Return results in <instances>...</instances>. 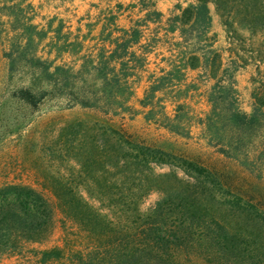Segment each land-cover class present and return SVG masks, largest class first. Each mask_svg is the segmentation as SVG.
Instances as JSON below:
<instances>
[{
    "label": "trees",
    "instance_id": "1",
    "mask_svg": "<svg viewBox=\"0 0 264 264\" xmlns=\"http://www.w3.org/2000/svg\"><path fill=\"white\" fill-rule=\"evenodd\" d=\"M195 1L166 24L185 45L207 29L208 2L217 0ZM255 1L242 6L240 21L249 27L264 24V14L246 11ZM147 9L143 24L159 22L161 14ZM33 11L32 0H0V51L10 63L42 74L52 60L38 55L45 31L32 22ZM110 21L107 49L102 46L96 61L82 69L92 72L89 82L99 84L97 92L83 90L80 80L73 98L74 106L96 113L91 127L102 133L83 143L88 153L74 161L71 173L48 172L39 189L0 177V256H18L19 264H264L262 106L243 111L234 70L221 72L216 56L199 66L193 50L184 67L208 71L214 81L202 92L178 77L170 60L167 70L146 77L135 96L150 51L140 44L142 24L136 20L125 29L115 15ZM49 82L20 88L10 98L37 109L53 96L55 81ZM196 93L206 109H195ZM136 118L147 127L133 128L129 121ZM68 142L80 156L74 138ZM59 150L54 153L61 159ZM155 166L170 171L157 174ZM153 190L162 195L140 210Z\"/></svg>",
    "mask_w": 264,
    "mask_h": 264
},
{
    "label": "rangeland",
    "instance_id": "2",
    "mask_svg": "<svg viewBox=\"0 0 264 264\" xmlns=\"http://www.w3.org/2000/svg\"><path fill=\"white\" fill-rule=\"evenodd\" d=\"M244 1L208 2L209 26L185 45L181 42L179 31L168 32L166 24L169 18L195 4V0H32L35 14L32 22L42 25L45 31L38 55L52 60V63L49 71L41 74L22 63H10L1 56L0 51L1 179L22 180L39 189L43 184L41 176L51 171L64 175L71 173L74 161L88 153V146L83 143L92 137H100L102 129L91 127L96 113L74 106L73 98L76 92H80V80L85 81L83 90L96 91L99 87V84L92 86L89 82L92 72L82 69L96 61L102 46L107 49L108 36L113 31L111 15H115V24L119 28L126 29L133 21H140V44L145 43V48L150 50L147 53L148 65L140 75L135 96L140 97L146 77L162 68L167 70V61L170 60L177 67V76L184 77L202 92L205 86L214 81L209 78L208 71H201L199 67L193 70L184 67V61L193 50L199 66L216 56V64L220 63L221 72L224 68L234 70V88L238 105L243 111L250 113L253 106L261 105L264 112V24L249 27L240 21ZM248 5L247 12L264 14V0L249 2ZM147 8L161 14L159 22L151 19L143 24ZM55 66L58 68L53 69ZM49 78L55 81V87H51L54 89L53 96L37 109L28 110L10 98L14 91L33 84L43 88ZM52 81L48 83L50 86H53ZM202 101L196 93L193 101L196 110L207 108ZM135 107L138 108L137 105ZM129 123L136 129L147 127L139 118ZM69 126H74L76 136L68 129ZM148 129L152 134L153 127L148 126ZM196 133L194 128L191 134L195 137ZM71 137L74 138V146L80 150V156L69 151L68 140ZM56 149H60L61 159L54 153ZM169 171L168 166L153 168L157 174ZM175 172L180 179L186 178L182 171ZM161 195L158 190L151 191L142 200L140 210H147ZM30 254L23 252L22 257H29ZM0 264H19V257L0 256Z\"/></svg>",
    "mask_w": 264,
    "mask_h": 264
}]
</instances>
